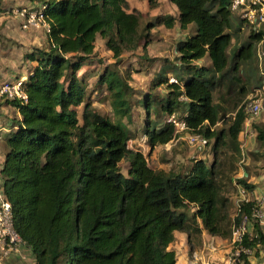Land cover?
Instances as JSON below:
<instances>
[{"label":"trees","instance_id":"obj_1","mask_svg":"<svg viewBox=\"0 0 264 264\" xmlns=\"http://www.w3.org/2000/svg\"><path fill=\"white\" fill-rule=\"evenodd\" d=\"M158 1L147 0L149 7ZM169 1L178 10L180 27L192 24L193 32L175 44L179 63L156 78L168 87L162 110L173 114L182 103L188 131L206 141L214 138L218 144L223 134L215 129L221 117L220 105L213 100L215 83L225 77L236 79L245 85L239 94L246 93L250 81L242 82L238 71L251 60L261 33L251 30L232 53L230 0ZM126 6L127 0H50L45 11L49 43L27 54L36 64L22 82L26 100H8L19 117L3 137L7 152L1 184L11 204L14 228L29 246L35 264H177L175 250L169 248L175 231H185L188 240L200 236L202 228L211 235L231 236L222 225L225 199L213 164L195 159L185 174L155 169L141 150L128 147L131 136L123 119L132 116L133 87L116 68L107 66L98 78L113 119L100 114L87 96L86 78L80 71L94 54L97 36L115 59L124 49L136 48L143 36L138 32L141 13L127 11ZM2 11L0 0V15ZM174 20L166 15L160 22L172 27ZM152 27L147 24L145 30ZM205 56L209 65L194 63ZM169 73L176 82L169 81ZM260 76L262 82L252 73L246 75L254 77L251 84L258 82L253 87L263 83ZM147 100L143 98L141 104L149 111ZM244 106L237 107L226 134L238 154ZM144 133L150 148L175 137L170 122L160 127L148 122ZM124 159L129 163L126 174L119 165ZM237 183L245 189L253 186L243 178ZM188 205L195 208L191 216L183 211ZM254 205L241 201L233 217L235 226L243 214L252 224L254 233L246 230L240 242L248 249L264 239L251 216ZM247 256L241 253L242 262Z\"/></svg>","mask_w":264,"mask_h":264},{"label":"rangeland","instance_id":"obj_2","mask_svg":"<svg viewBox=\"0 0 264 264\" xmlns=\"http://www.w3.org/2000/svg\"><path fill=\"white\" fill-rule=\"evenodd\" d=\"M126 10L141 13L138 32H141L143 36L138 41L139 44L136 48L124 49L118 59L113 57L112 51L105 45V40L99 35L97 36L94 54L85 62L84 67L80 71L86 78L87 96L91 99L92 105L100 114L113 119V111L109 99L106 96L107 92L104 86L98 83V78L107 66L116 68L133 87L130 99L132 116L129 121L123 119L131 136L128 140V147L130 149L141 150L146 157L148 165L155 169L172 170L185 174L195 159L201 158L206 164H213L215 167V180L219 186L220 196L225 199L222 210L226 215L222 225L225 230L232 231L234 226L233 217L237 209L236 194L240 186L237 183V178H239L237 173L239 167H244V163L240 161L242 155L236 152V147L226 136L227 127L237 107L246 103V94L258 82L256 81L257 83L247 85L246 93L244 94L245 91L241 92L243 95L239 94L238 90L244 84L237 83L236 79L225 77L215 83L213 100L219 103L221 108V117L216 123L215 129L217 132L223 134L218 144H215L214 138H210L208 141L205 139V142L191 145L188 143L186 135L182 134L176 135L165 144H159L154 148H150L144 133L146 123H154L160 127L165 124L168 116L162 110V106L166 103L167 95L169 94L168 87L165 83L160 84L157 82L156 78L160 73L164 74L166 71L171 70L172 64L178 62V53L175 50V44L191 34L193 25L191 27L188 25L186 28L180 27L177 20L178 10L169 0H159L155 7H149L147 0H127ZM166 15H172L175 18L172 27H166L160 22ZM147 24H151L153 27L145 30ZM236 27H238L236 13L232 12V28H229L234 39L230 49L232 53H235L236 42H238V40L236 41ZM241 34L242 36L237 37L243 40L246 33L242 31ZM207 61L209 60L206 58L202 64H205ZM159 65L163 66L158 72ZM252 68L251 66L250 73ZM233 74L236 78V69ZM243 75V73L240 75V80ZM254 75V80L259 78L262 82L258 71ZM147 97L149 98L148 100ZM143 98L149 101V111H146L141 104ZM175 109V117L181 119L186 110L184 105L181 103ZM77 110L78 118L81 121L82 105L77 107ZM128 164V161L125 159L120 161L119 165L122 173H127ZM194 210L193 205H188L183 209L188 216H191ZM198 223H200V220L197 219ZM182 232L184 234L186 233L185 231ZM199 238L198 235H192L188 240V246L192 247L193 245H197ZM181 247L183 254H181L180 248L177 247L179 251L177 262L180 261L179 264L191 255V251L186 250V241L184 239ZM232 248L233 244L228 238L220 244V253L217 257L213 258L211 264H228L232 258ZM13 257H17V260L13 259ZM24 258L25 250H21L19 254L13 253L7 257L0 256V264H28ZM240 264H243V262Z\"/></svg>","mask_w":264,"mask_h":264},{"label":"crops","instance_id":"obj_3","mask_svg":"<svg viewBox=\"0 0 264 264\" xmlns=\"http://www.w3.org/2000/svg\"><path fill=\"white\" fill-rule=\"evenodd\" d=\"M37 2H39V0H1L3 11L0 15V85L3 82L13 81L17 78H22L24 81L31 68L36 64L35 61H31L27 58V54L31 53L34 47H46L49 43L48 33H46L44 29L38 27H31L27 30L22 29L20 27L21 17L13 13L14 8L36 6L38 4ZM237 22L236 41L238 40V42H236V50L248 37L249 32H251L250 27L243 21L237 19ZM189 25L190 27L192 26V24ZM242 31L246 33L243 40L238 38L242 36ZM192 32L193 29L191 30V33ZM256 32L261 33V38L255 44L254 54L251 60L243 62V64L240 65L238 73L239 77L243 73L244 75L241 80L245 81V83L250 81V84L254 77L251 79L247 78L246 75L250 76L251 73L254 74L255 71H258V74L264 77V57L261 65L257 60L258 50L264 49V25ZM232 40L234 41V39ZM206 58L209 60V57L205 56L194 61V63L201 65ZM177 63L175 62L174 64ZM209 63L210 60L204 65H209ZM256 64L258 69H251L250 73L251 66L255 67ZM162 66L163 65H159L158 72ZM168 76L173 77L170 73ZM183 114H185V112ZM18 117V110L9 104L7 99L0 95V170L7 152L3 137L12 128L13 119ZM238 147L239 154L242 155L240 161H243L244 167H239L237 175L253 186L251 189H245L243 186H239L236 194V208H238V203L242 200L253 201L263 214L258 224L260 231L264 235V109L257 114L245 116L242 129L238 134ZM242 188L245 189V192L241 191ZM247 231L250 234L254 233L252 224H247ZM199 237L197 245L189 247L187 234H184L182 231H175L174 240L169 245V248L175 250L176 258L179 254L177 247L180 248L181 254H183V249L181 247L183 239L186 241V250L191 251V255H189L188 259H185L181 264H211L213 258L217 257L220 253V244L228 239L217 235H211L203 228ZM23 250H25L24 259L26 262L28 264H35V258L30 249L24 247ZM13 259L17 260V257H13ZM179 262H177V264H179ZM243 264H264V239L262 243L250 250L247 256V262H243Z\"/></svg>","mask_w":264,"mask_h":264},{"label":"built area","instance_id":"obj_4","mask_svg":"<svg viewBox=\"0 0 264 264\" xmlns=\"http://www.w3.org/2000/svg\"><path fill=\"white\" fill-rule=\"evenodd\" d=\"M49 2L50 0H40L39 3L33 7L14 8L13 13L21 17L20 27L25 30L31 27H38L44 29L46 33H49L50 26L45 16V11ZM230 9L253 31L259 30V28L264 25V0H230ZM263 57L264 49L258 50L257 59L260 65L262 64ZM169 81L176 82V79L170 77ZM22 82V78H17L13 81L1 83L0 95L7 100L18 99L20 101H25L26 94L23 91ZM179 98L182 100L186 99L183 95ZM263 109L264 81L261 85L253 87L249 92L244 106L245 116L257 114ZM166 122L173 124L175 136L185 134L189 144L193 145L205 142L201 134L188 131V127L183 118L177 119L175 114H169L166 118ZM241 191L245 192V189L242 188ZM251 216L258 222L261 220L263 214L257 205L253 206ZM248 223V216L243 214L240 223L233 226L229 238L230 242L233 244L231 253L232 258L228 264H240L242 262L241 253H250L251 249L244 248L240 245L243 235L247 230ZM24 247L29 248L14 228L11 204L6 198L0 182V256L7 257L13 253L19 254Z\"/></svg>","mask_w":264,"mask_h":264}]
</instances>
